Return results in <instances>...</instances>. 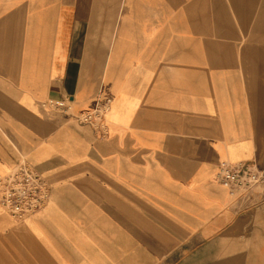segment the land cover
<instances>
[{
    "label": "crops",
    "instance_id": "obj_1",
    "mask_svg": "<svg viewBox=\"0 0 264 264\" xmlns=\"http://www.w3.org/2000/svg\"><path fill=\"white\" fill-rule=\"evenodd\" d=\"M107 98L105 134L76 120ZM22 160L52 198L0 208V264L252 263L264 201L216 174L264 169V0H0V174Z\"/></svg>",
    "mask_w": 264,
    "mask_h": 264
},
{
    "label": "built area",
    "instance_id": "obj_2",
    "mask_svg": "<svg viewBox=\"0 0 264 264\" xmlns=\"http://www.w3.org/2000/svg\"><path fill=\"white\" fill-rule=\"evenodd\" d=\"M111 104V98H107L94 109L74 116L80 123L90 125L95 133L103 135L107 131L105 118ZM216 178L228 188L231 196H237L254 185L263 184L264 169L254 161H224ZM50 182L32 163L22 160L7 173L0 174V208L16 220L36 213L52 198Z\"/></svg>",
    "mask_w": 264,
    "mask_h": 264
},
{
    "label": "rangeland",
    "instance_id": "obj_3",
    "mask_svg": "<svg viewBox=\"0 0 264 264\" xmlns=\"http://www.w3.org/2000/svg\"><path fill=\"white\" fill-rule=\"evenodd\" d=\"M233 199L235 198L236 200L238 199H243L246 198L248 200H253L254 198L256 199H263L262 201H264V183H260L258 185H254V187H252V189L244 191V192H240L237 196H231ZM245 199V200H246ZM238 209H243V207H238ZM4 212V211H3ZM264 213V207H262L261 210H257L255 212V214H261ZM260 225L264 226V223H261ZM264 229V228H263ZM260 237H257V240H259ZM256 240V238L254 237V241ZM262 244V243H261ZM251 254L246 255V260H249L248 257H250V259H252V263H248L250 261H247L246 264H264V254H252L253 256H249Z\"/></svg>",
    "mask_w": 264,
    "mask_h": 264
},
{
    "label": "bare ground",
    "instance_id": "obj_4",
    "mask_svg": "<svg viewBox=\"0 0 264 264\" xmlns=\"http://www.w3.org/2000/svg\"><path fill=\"white\" fill-rule=\"evenodd\" d=\"M108 111H109V110H108ZM108 111H107V112H108Z\"/></svg>",
    "mask_w": 264,
    "mask_h": 264
}]
</instances>
